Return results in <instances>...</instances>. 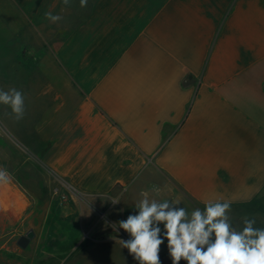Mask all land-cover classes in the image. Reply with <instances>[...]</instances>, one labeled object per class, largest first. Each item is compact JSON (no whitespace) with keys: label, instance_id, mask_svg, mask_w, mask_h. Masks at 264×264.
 Returning <instances> with one entry per match:
<instances>
[{"label":"crops","instance_id":"0c3cea01","mask_svg":"<svg viewBox=\"0 0 264 264\" xmlns=\"http://www.w3.org/2000/svg\"><path fill=\"white\" fill-rule=\"evenodd\" d=\"M11 88L25 115L0 105V133L33 162L0 185V247L33 234L14 255L64 252L51 178L83 195L120 190L126 217L157 186L159 202L190 214L228 201L233 228L247 217L264 229V0H0Z\"/></svg>","mask_w":264,"mask_h":264},{"label":"clouds","instance_id":"9594fccd","mask_svg":"<svg viewBox=\"0 0 264 264\" xmlns=\"http://www.w3.org/2000/svg\"><path fill=\"white\" fill-rule=\"evenodd\" d=\"M72 0H62L65 7ZM81 8L88 0H79ZM45 19L58 23L62 17L51 11L45 12ZM0 105L11 110V117L20 121L25 115V98L20 90L0 89ZM11 173L0 167V185L12 182ZM161 189L153 186L151 194L158 196ZM150 192H140L141 199L136 202L137 214L117 222L118 227L127 232L128 240H119L139 264H160V246L167 240V249L172 264H264V229L254 227L255 219L245 217L244 227L238 231L229 219L231 204L228 201L209 200L204 210L195 209L190 214L179 201L159 202L150 198ZM113 204L119 199H112ZM163 224V236L161 227Z\"/></svg>","mask_w":264,"mask_h":264},{"label":"rangeland","instance_id":"374dc122","mask_svg":"<svg viewBox=\"0 0 264 264\" xmlns=\"http://www.w3.org/2000/svg\"><path fill=\"white\" fill-rule=\"evenodd\" d=\"M32 164L28 154L0 133V166L12 170L31 168ZM50 180L47 184L50 190L46 191L51 202L48 210L55 217L53 226L57 236L64 229V252L51 256L41 254L39 251L43 247L40 244L37 246L38 253L35 251L37 247H33L21 258L13 254L17 244L15 238H11L1 241L8 249L0 247V264H139L119 241L130 239L117 223L128 216L123 213L120 203L111 202L112 199H119L117 194L120 190L112 196L83 195L73 193L55 178ZM152 187L147 189L150 193ZM72 228L80 229L74 239L71 238ZM159 257L160 264H172L166 239L160 246ZM180 264L187 262L181 260Z\"/></svg>","mask_w":264,"mask_h":264},{"label":"water","instance_id":"95a60500","mask_svg":"<svg viewBox=\"0 0 264 264\" xmlns=\"http://www.w3.org/2000/svg\"><path fill=\"white\" fill-rule=\"evenodd\" d=\"M33 237L32 232H28L25 236H21L18 240H17V244L18 246H20L21 248H25L26 245L29 242V239H31Z\"/></svg>","mask_w":264,"mask_h":264}]
</instances>
